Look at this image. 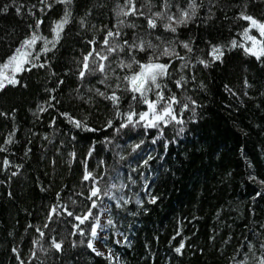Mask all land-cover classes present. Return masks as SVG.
<instances>
[{"label":"trees","instance_id":"16d2710c","mask_svg":"<svg viewBox=\"0 0 264 264\" xmlns=\"http://www.w3.org/2000/svg\"><path fill=\"white\" fill-rule=\"evenodd\" d=\"M6 2L9 0H0V6ZM36 2L17 0V4L29 7ZM115 3L116 0H75V20L66 26L56 49L44 56L49 66L18 74L17 85L0 91V111L16 109L14 119L0 117V145L9 132L14 133L15 141L6 145L9 151L0 153V160L8 156L14 166H20L0 170V264H18L13 248L18 249L27 264H39L29 257L30 241L37 234L34 228L27 226H42L46 222L48 206L56 202L57 192L68 203L73 191L84 189L81 161L92 145L95 151L88 160V167L103 175L99 181L101 188L116 175L117 169L119 179L112 182L131 184L129 176L135 181L124 188L123 193H117L130 198L131 203L122 209L112 208L115 228L108 234V247L120 256V264H233L231 258L238 250L243 251L245 237L255 241L253 231H264L260 227L264 224V200L253 202L250 199L257 186L248 179L253 172L264 179V95H260L264 92V66L241 49L227 45L233 39H241L245 22L234 18L237 10H242L241 6L247 3L250 14L264 18V0H218L210 18L202 11L203 19L198 18L181 30L182 37H191L198 49H205V41L225 46L224 57L223 63L209 68L197 65L195 83L190 82L186 89L176 90L168 85L173 91L195 99L199 106L195 122L192 112L183 113L187 122L185 132L178 142L169 143L167 148L164 142L174 136L173 125L163 129L162 134L157 129L143 128L116 132L118 121L115 119L112 128H104L105 121L112 118L110 103L97 100L85 105L79 99L84 89L74 72L76 61L86 49L84 37L93 34L90 25L109 24L110 10ZM101 4L103 6H99ZM85 10H91L87 32L78 24ZM61 14L60 5H54L47 15L40 14L45 19L41 29L44 35H49L50 21ZM26 23L16 16L14 9L0 15V37H5L0 42V57L8 49L5 33L10 34L12 40L22 38L27 31ZM245 78L250 83L255 82L254 89L244 88ZM58 79L63 83L57 84ZM225 85L236 96L230 95ZM53 88L54 92L48 91ZM244 91H248L251 99L243 95ZM51 96L59 103L52 102L54 106L48 108L45 101ZM130 104L133 102L126 95L122 110L126 111ZM37 105L48 108L39 118L33 115ZM133 107L140 110L142 106L133 104ZM63 111L86 119L88 125L98 131L73 128L60 115ZM53 118L55 123L50 126ZM114 134L120 139L110 156L102 143L105 137L109 139ZM72 136L76 137L74 141ZM141 139L144 144L134 152L132 145ZM153 139L157 141L155 144ZM29 148L31 151L25 155ZM73 151L76 159L70 160L69 153ZM136 152L145 158L151 153L153 159L147 166L138 167L134 159ZM100 161L104 164L100 165ZM132 168L138 171L133 172ZM12 171H17V175L11 176ZM140 172L147 179L141 177ZM144 184L158 197L156 203H148L143 197ZM138 195L144 199L142 207L136 204ZM80 200L82 198L78 199V212L84 208ZM68 206L72 208L70 203ZM68 219L54 217L56 222L51 224L62 237L69 235L71 224L65 222ZM177 230L187 244L182 255L172 251L171 238ZM125 236L127 243H123ZM115 239L122 243L115 244ZM38 255L43 264H107L83 246L71 248L66 244L63 255L49 253L45 257L42 252Z\"/></svg>","mask_w":264,"mask_h":264},{"label":"snow or ice","instance_id":"6c2138e0","mask_svg":"<svg viewBox=\"0 0 264 264\" xmlns=\"http://www.w3.org/2000/svg\"><path fill=\"white\" fill-rule=\"evenodd\" d=\"M217 2L218 0H208L206 5L205 0H116L110 10L109 24H101L99 27L90 25L93 34L84 37L86 49L76 61L74 72L84 89L79 95L81 103L91 105L94 101L100 100L112 105V118L105 121L104 128H112L114 119L118 121L116 132L143 128L157 129L162 134L163 129L173 125L175 134L172 139L164 142V146L167 148L169 143L178 142L185 132L187 123L183 113L192 112V119L195 122V111L199 105L192 97L173 91L168 85L171 84L176 90L186 89L190 82L195 83L194 70L197 65L209 68L213 64L223 63L225 47L212 41H205V49H198L191 37H182L181 30L188 28L198 18L203 19L200 16L202 11L210 18ZM54 5L62 7V14L50 21L49 35H44L41 29L45 19L40 14L47 15ZM74 6L75 0H37L36 3H31L30 7L24 3L17 4V0H9L0 6V15H7L10 9H14L16 16L27 21V31L22 38L12 40L10 34L5 33L8 37V49L7 53L0 57V91L8 86L17 85L18 74L26 70L31 71L32 68L43 69L49 66V60L44 56L56 49L66 26L75 20ZM241 8L242 10L238 9L234 14L235 19L245 22L240 33L241 39L239 41L233 39L227 46L241 49L246 56L254 58L264 66V18L250 14L247 11V3ZM90 16L91 10H85L78 21L80 29L86 32L89 31ZM4 40L5 37H0V42ZM62 83L63 80H57V84ZM243 85L245 89L255 88V82L250 83L247 78L243 80ZM224 87L230 95L236 96L228 85ZM48 91L54 92L55 88ZM126 95L133 104H140L141 109L137 110L130 104L126 111L122 110ZM243 95L251 99L248 91H244ZM260 95H264V92H260ZM52 102L59 103L55 96H51L45 104L51 108L54 106ZM48 108L37 105V111L33 115L39 118V115ZM15 111V108L8 112L0 111V117L14 119ZM60 115L77 130L98 131L90 127L86 119L77 118L68 111H63ZM54 123L53 118L50 126ZM13 136L14 133L9 132L3 145H0V153L9 151L6 145L15 143ZM71 139L74 141L76 137L72 136ZM105 141L111 143L108 137H105ZM156 142V139H153L152 143ZM143 144V139L133 144V151L140 149ZM30 151V148L27 149L25 155ZM94 151V145L90 146L81 161L83 168L81 182L84 189L80 192L73 191L69 195L68 203L72 208H69L68 203H65L61 199V194L57 192L56 202L48 206L46 222L42 226L32 224L27 226L34 228L37 234L36 238L30 241L32 247L29 250V257L39 261V264H43V261L40 260L38 253L42 252L45 257L49 253L54 256L63 255L66 244L71 248L83 246L107 264H120V256L108 247V234L115 228L112 208L114 206L116 209H122L131 203L130 198L117 193H123V189L130 187L135 181L129 176L131 184L117 185L112 182L119 179L117 169L116 175L101 188L99 181L103 179V175L89 170L88 167V160ZM69 157L70 160H75L76 153L70 152ZM134 159L138 167L147 166L153 156L148 153L145 158L136 152ZM51 163L54 166L55 160ZM103 164L104 161H100V165ZM13 167L18 169L20 166H14L8 156L0 160V170L6 171ZM248 167H252L250 162ZM132 171L137 172L138 168H132ZM16 175L17 171L11 172V176ZM139 175L144 177L142 172ZM248 179L257 186L250 199L253 202L257 199L264 200V179L259 178L254 172L249 174ZM142 187L143 197L147 198V202L156 203L158 197L148 191L150 186L144 184ZM11 195L9 193V196ZM73 197L82 198L80 203L84 204V208L79 212L76 210L79 206L78 199ZM143 203L144 199L138 195L136 204L142 207ZM102 216L104 220L101 219ZM54 217L60 220L64 217L70 218L65 221L71 224L68 236L62 237L58 229L51 227V224L56 222ZM260 227L264 229V224ZM112 235L115 236L116 233L112 232ZM252 236L257 239L253 241L250 237H245L246 243L241 246L243 251L238 250L231 258L233 264H264V231L258 233L253 231ZM171 240L172 251L182 255L187 244L181 231L177 230ZM113 242L122 243L119 239ZM127 242L125 236L123 243ZM45 243L47 247L44 246ZM97 243L101 246L97 247ZM12 252L16 254L18 264H27L17 248H13Z\"/></svg>","mask_w":264,"mask_h":264},{"label":"bare ground","instance_id":"6f19581e","mask_svg":"<svg viewBox=\"0 0 264 264\" xmlns=\"http://www.w3.org/2000/svg\"><path fill=\"white\" fill-rule=\"evenodd\" d=\"M114 135H115L114 137L109 138L111 143H108L106 141L105 142L103 141V143H102V146L106 149L105 151L107 152V154L109 153L108 155L113 154L112 151H114V149H116L118 140L120 139V137H118V134H114ZM98 246L100 247L101 245L99 243H97V247Z\"/></svg>","mask_w":264,"mask_h":264},{"label":"rangeland","instance_id":"374dc122","mask_svg":"<svg viewBox=\"0 0 264 264\" xmlns=\"http://www.w3.org/2000/svg\"><path fill=\"white\" fill-rule=\"evenodd\" d=\"M99 247V246H98Z\"/></svg>","mask_w":264,"mask_h":264}]
</instances>
